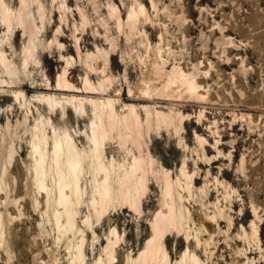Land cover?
Returning a JSON list of instances; mask_svg holds the SVG:
<instances>
[{"label": "rangeland", "instance_id": "rangeland-1", "mask_svg": "<svg viewBox=\"0 0 264 264\" xmlns=\"http://www.w3.org/2000/svg\"><path fill=\"white\" fill-rule=\"evenodd\" d=\"M4 2L11 21L0 15V264H264V0ZM91 100L141 116L132 130L110 131L104 150L107 161L128 165L142 154L146 184L139 201L118 196L98 219L87 170L70 230L53 135L92 147L100 115ZM38 134L45 188L35 168ZM171 199L181 223L167 222L159 250L143 256Z\"/></svg>", "mask_w": 264, "mask_h": 264}, {"label": "bare ground", "instance_id": "bare-ground-1", "mask_svg": "<svg viewBox=\"0 0 264 264\" xmlns=\"http://www.w3.org/2000/svg\"><path fill=\"white\" fill-rule=\"evenodd\" d=\"M7 7L5 5L4 0H0V15L5 22L10 23L11 12L8 10ZM31 52L32 50L29 46L25 52L27 57L28 55L31 54ZM182 74L183 76H186L184 72ZM60 77L61 79H63L62 75ZM184 81H187L185 80V77H184ZM189 81L190 80H188V82ZM46 99L49 102V104H51L53 107L57 104L50 97ZM90 102L94 105L95 110L99 111V115H100L98 120L95 118L92 121L91 134L88 135L92 147L88 149L84 147L83 148L78 147L74 141V138H72V136L68 132H65L63 135H57V133H54L53 135L54 137L53 158H52L54 161L52 162L54 164V166L52 165L53 172H55L57 175L59 204H61V206L63 207L62 214L65 215V219H66V225L64 226V228L66 227L67 229L70 230L71 229L73 230L75 228V218H76L75 215L77 211L76 212L74 211V207L76 206V204L78 206V204L82 202V199L86 193L87 188L86 189L83 188L82 180L85 175V172L87 174L88 172L87 170L93 171L91 175L93 176L92 177L93 182L91 183L93 184L91 198L94 207V212L98 216V219L102 218L108 212L107 211L108 206L111 205L114 198L120 196V198L123 199V201L125 200L136 201L138 199L137 196L140 190L145 188L144 185L145 182L142 173V169H143L142 165L144 163V158L142 157L143 156L142 154L139 155L133 154L132 156L133 161L132 163L130 162V164L128 165V164H120L118 162L116 163L115 160L107 161L106 160L107 157L105 156V150H104V144L110 134V131L112 132V130H114L115 127L119 128L122 125L126 127L128 130H132L133 126H136L140 123L141 116L138 115L139 113L136 112V109L134 107H129V112L128 111H127L128 113L126 112L127 114L125 115L122 114V116H119L118 115L119 113L118 114L116 113L112 100H107L106 102H102L100 104L94 100H91ZM80 110L81 112L86 111L82 103ZM156 114L160 115L161 112ZM138 127H134V129ZM42 144H45V138L43 137V135H39L38 140L34 142V150L38 153L36 154L38 155V159L36 157L37 161L35 168H36V173L40 177L39 179L38 178L37 179L39 180L40 185L44 187L46 186L44 183L45 182L44 179H46L44 177L46 175L44 176L43 173L45 172V166H46L45 164L48 163V162L46 163L47 161L46 159H48V157L46 156L47 151L44 148V145L42 147ZM51 172L52 170H50V173ZM66 189H68L69 192H65ZM167 194L168 195L172 194V190L170 188L169 182L167 184ZM171 200L172 201L168 205L167 215L162 216L160 214L157 216L156 223L153 228L154 237L148 241L147 249L144 252L143 256H146L150 252L159 250V247L161 245L159 242V238L161 234L160 230L166 225L167 222H169V225L171 224L175 225L177 222L181 223V220L183 218V214L181 213V207L178 206L176 201H174L173 199ZM256 233L257 230L255 231V234ZM76 259L78 261H81L83 259V252L81 246L78 250ZM190 264H202V263L198 259L193 257V259L190 261Z\"/></svg>", "mask_w": 264, "mask_h": 264}]
</instances>
